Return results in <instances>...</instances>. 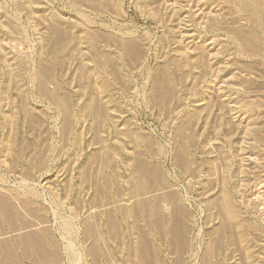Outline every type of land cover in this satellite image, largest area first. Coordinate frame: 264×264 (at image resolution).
<instances>
[{
    "label": "rangeland",
    "instance_id": "rangeland-1",
    "mask_svg": "<svg viewBox=\"0 0 264 264\" xmlns=\"http://www.w3.org/2000/svg\"><path fill=\"white\" fill-rule=\"evenodd\" d=\"M0 264H264V0H0Z\"/></svg>",
    "mask_w": 264,
    "mask_h": 264
},
{
    "label": "bare ground",
    "instance_id": "bare-ground-1",
    "mask_svg": "<svg viewBox=\"0 0 264 264\" xmlns=\"http://www.w3.org/2000/svg\"><path fill=\"white\" fill-rule=\"evenodd\" d=\"M4 210H5V209H4ZM5 213H6V212H5ZM11 214H12V213H11ZM35 245H36V244H35ZM33 246H34V244H33ZM35 247H36V246H35ZM35 247H34V248H35ZM40 251H41V250H40Z\"/></svg>",
    "mask_w": 264,
    "mask_h": 264
}]
</instances>
